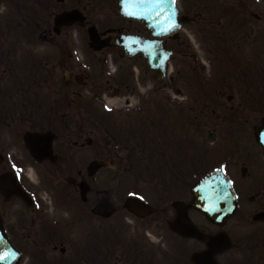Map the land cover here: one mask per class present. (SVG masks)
<instances>
[{
	"label": "flooded vegetation",
	"instance_id": "1",
	"mask_svg": "<svg viewBox=\"0 0 264 264\" xmlns=\"http://www.w3.org/2000/svg\"><path fill=\"white\" fill-rule=\"evenodd\" d=\"M119 2L0 0V176L17 173L31 197L29 205L0 196L8 237L25 264H264V16L244 0H178L185 23L176 36L156 38L123 16ZM75 10L84 23L57 33L55 18ZM108 13L113 23L104 28L92 19ZM77 26L97 29L98 43L88 40L98 65L73 59L63 37ZM122 35L164 41L171 60L179 58L175 101L163 108V80L154 81L141 53L125 55L116 43ZM146 76L154 85L137 102L130 95ZM108 93L117 101H99ZM183 127L196 134L183 135ZM28 133L46 134L53 152L45 157L37 144L32 156ZM24 159L31 183L21 174ZM217 170L237 196L236 212L219 224L187 207L192 187ZM163 172L177 183L163 186ZM164 190L176 196L172 204L163 206ZM134 199L152 213L131 211ZM177 202L184 219L174 230Z\"/></svg>",
	"mask_w": 264,
	"mask_h": 264
},
{
	"label": "water",
	"instance_id": "2",
	"mask_svg": "<svg viewBox=\"0 0 264 264\" xmlns=\"http://www.w3.org/2000/svg\"><path fill=\"white\" fill-rule=\"evenodd\" d=\"M175 3L168 0L167 3H162L158 7L154 6L149 0H121L119 8L121 13L129 18L136 19L144 23L152 32L154 36H167L175 33L178 30L179 12ZM135 12L136 15L129 13ZM172 15V21L166 23L168 15ZM85 18L75 10L71 12H64L55 18L57 33L60 32V27L64 25H72L77 21L84 23ZM174 22L177 27L169 28V25ZM89 37L91 42L98 43L99 35L97 29L91 27L89 29ZM117 45L123 47L126 55H134L141 52L147 59L153 69L158 70V76L155 79L164 78L166 74V62L171 53L166 50L165 46L159 41H146L138 37L122 36L117 39ZM161 61V62H160ZM26 145L33 155L37 149V144L40 145L42 155L48 157L52 152L51 141L48 142L46 134L37 135L28 133L25 136ZM95 164V163H94ZM93 166V165H92ZM101 166V164H100ZM93 167H99L94 165ZM194 195L193 202L187 207L194 208L201 212L207 219L215 222L222 223L224 219L235 213L237 208L236 196L232 186L222 171L207 176L205 179L197 183L193 188ZM0 193L6 200H10L13 196L21 197L26 203H30V198L27 192L23 189L18 178L11 172L4 173L0 177ZM181 203H176L177 219L172 223L173 229L176 230L177 226L183 222V212ZM128 208L131 211L136 209L143 210L147 214L152 213V209L145 202L134 199L129 202ZM196 236L200 239L210 238L208 244L210 248L216 247L219 239L213 240L211 237L200 233L198 230L195 232ZM13 253V255H6L4 260H0V264H18L21 255L11 245L0 218V254Z\"/></svg>",
	"mask_w": 264,
	"mask_h": 264
},
{
	"label": "rangeland",
	"instance_id": "3",
	"mask_svg": "<svg viewBox=\"0 0 264 264\" xmlns=\"http://www.w3.org/2000/svg\"><path fill=\"white\" fill-rule=\"evenodd\" d=\"M219 1L221 3H224V0H219ZM244 2L245 3L246 2H250L252 4V10L256 14H260V15L264 16V0H244ZM199 6L202 7V8H205L206 7L205 2H203ZM199 6H198V8H199ZM92 19L101 28H104L106 26V24L109 23V22L113 23V16L110 13H108V14H100V15H98L96 17H93ZM198 30H202V29H200L198 27ZM203 34H205V31H203ZM186 35L191 37V38H193V39H195L192 30L188 29ZM63 38L68 39L70 41V43H71V54H73L75 56V58H73V59H76V57H77L79 63L83 64L85 68H87L88 66H91V65H95V64L98 65V61H99L101 55L95 56L93 54V52L90 50L87 31H85L84 29L80 28L79 26L73 27L72 29H70V30H68L66 32L65 37H63ZM210 47H211V44H208L207 48H210ZM198 51H199V49H198ZM199 55H201L202 58H203V61L207 63V58L205 56H203V54L200 53V52H199ZM64 61H65V58H61L62 64H64ZM113 62H114V60H113ZM204 62H203V64H204ZM178 63H179V58L178 57H176V58H174V59H172L170 61L169 65H170L172 73L169 76H171L172 79L170 81V78L168 76L167 79L163 81V85H161L162 86L161 92H163V108H164L165 103H166V98H168L171 101V99H173L174 97L178 96V93H177L178 84H177V79L175 77L176 76V69L178 68ZM113 66H114V68H116V63L115 62L113 63ZM207 67L208 66L205 64L204 65V69H207ZM85 70H87V69H85ZM95 70H97V69H95ZM107 70L109 71L110 75L113 74V71H112V69L110 67H108ZM88 71L91 72V68H89ZM91 74H93V73H91ZM62 75H63V78L68 79V78H66V76L64 77V74L61 71V76ZM93 79L97 80L98 76L94 74L93 75ZM153 85H154V82H153V80H151V77L150 76H146L145 78H143V80L140 83V89H138V87H137V92L130 95L131 98H133V99L135 98V101H137V102H139V101L144 102L145 101L144 98H145L146 92H148L149 89ZM161 86H159V87H161ZM85 92L87 93V96L89 98L94 100L95 96L93 94V90L92 89H88ZM148 95H149V93H148ZM99 101L106 102V103L107 102L113 103V102L117 101V97H113L111 95V93H108V94H106V96L105 95L104 96L103 95L100 96L99 97ZM164 113H165V115H163V136H165L164 135L165 131L168 132L169 123H170L169 121H165L164 120V119H166L168 117V113L163 111V114ZM172 117H173V115H172ZM184 134H186V132ZM192 134H196V133L192 132ZM192 134H190V135H192ZM202 143L203 142H201V144ZM236 159L237 158H231V161L234 162ZM200 160L202 162V159H199V161ZM215 164H216V162H215ZM193 166L195 168H199V167H196L195 165H193ZM27 167H31L30 160L24 159L23 160V170L21 171V174H22V177L24 178L25 181H28L29 183H31V181L26 176ZM237 171H238V169H237ZM146 176L147 175H145V177ZM172 176L173 175L165 176L164 172H163V186H172L171 183H177L176 180ZM142 186H152V185L151 184L150 185L143 184ZM184 187H187V186H184ZM188 190H189V188H188ZM147 192L148 193L149 192L152 193V191L149 188L147 189ZM174 195H177V194H174ZM169 197H172V196H170L168 190H164L163 191V206L172 204L174 199L176 198V196L172 197L170 199H169ZM0 203H1V200H0Z\"/></svg>",
	"mask_w": 264,
	"mask_h": 264
},
{
	"label": "snow or ice",
	"instance_id": "4",
	"mask_svg": "<svg viewBox=\"0 0 264 264\" xmlns=\"http://www.w3.org/2000/svg\"><path fill=\"white\" fill-rule=\"evenodd\" d=\"M149 2L152 3L154 6L158 7L162 3H167L168 0H149ZM172 3H175V0H172ZM129 14L130 15H136L135 12H132V13H129ZM169 21H172V15L171 14L168 15L166 23L169 22ZM174 27H177V25L174 22H172L169 25V28H165V31H168V30H170V28H174ZM6 255H13V253L0 254V260H4L6 258Z\"/></svg>",
	"mask_w": 264,
	"mask_h": 264
}]
</instances>
